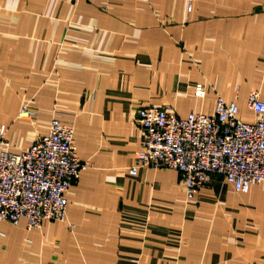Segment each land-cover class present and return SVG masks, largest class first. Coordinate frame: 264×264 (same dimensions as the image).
<instances>
[{
  "label": "crops",
  "instance_id": "1",
  "mask_svg": "<svg viewBox=\"0 0 264 264\" xmlns=\"http://www.w3.org/2000/svg\"><path fill=\"white\" fill-rule=\"evenodd\" d=\"M0 0V127L26 151L56 118L89 166L68 223L0 225V264H264V184L215 178L187 200L174 170L136 165L137 111L180 118L264 101V0ZM203 85L199 98L195 87ZM23 104L37 113L18 117ZM73 226V227H70Z\"/></svg>",
  "mask_w": 264,
  "mask_h": 264
},
{
  "label": "built area",
  "instance_id": "2",
  "mask_svg": "<svg viewBox=\"0 0 264 264\" xmlns=\"http://www.w3.org/2000/svg\"><path fill=\"white\" fill-rule=\"evenodd\" d=\"M195 95L205 97L203 85L195 87ZM247 109L256 117L253 123L241 119L237 103L221 97L213 115L190 113L180 118L171 107L139 109L142 147L129 174L137 176L141 168L174 170L181 175L187 200L215 178L224 179L237 193H248L264 184V101L259 91L250 93ZM18 117L32 120L37 113L23 104ZM6 131L2 125L0 225L17 227L26 220L30 232L48 222L68 223L67 193L89 166L78 157L73 129L54 118L48 133L19 154L9 151Z\"/></svg>",
  "mask_w": 264,
  "mask_h": 264
}]
</instances>
